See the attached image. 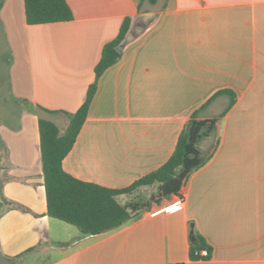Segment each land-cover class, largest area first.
I'll list each match as a JSON object with an SVG mask.
<instances>
[{"label": "crops", "instance_id": "0c3cea01", "mask_svg": "<svg viewBox=\"0 0 264 264\" xmlns=\"http://www.w3.org/2000/svg\"><path fill=\"white\" fill-rule=\"evenodd\" d=\"M65 1L72 20L28 25L23 0H0L14 104L0 121L1 253L15 264H264V0ZM125 18L120 58L100 76L63 170L123 189L167 161L194 112L217 126L180 209L152 215L177 196L151 200L157 186L141 187L117 197L140 205L129 221L83 236L46 214L38 121L64 133ZM220 91L232 107L223 93L202 108ZM198 236L210 252L192 260Z\"/></svg>", "mask_w": 264, "mask_h": 264}, {"label": "trees", "instance_id": "16d2710c", "mask_svg": "<svg viewBox=\"0 0 264 264\" xmlns=\"http://www.w3.org/2000/svg\"><path fill=\"white\" fill-rule=\"evenodd\" d=\"M25 20L28 25L67 22L73 16L65 0H23ZM130 25L125 18L117 36L102 48L99 62L94 68V81L88 87L85 99L79 109L70 116L63 134L50 121L39 119L38 134L41 170L45 191L46 214L49 218L75 227L83 236H93L114 230L131 219L140 209L135 202L122 205L117 197L132 194L145 186L156 185L151 200L179 195L189 175L205 162L198 148L202 139L212 135L217 119L198 120L194 112L179 134L175 148L159 168L136 180L123 189H109L96 184L75 179L63 170V161L71 151L77 136L87 118L88 110L95 95L100 76L120 58L117 48L123 41ZM231 96L227 109L232 107L234 99L228 91L213 95L203 106L211 103L220 94ZM210 248L198 236L195 245L190 248V259L198 260L195 253Z\"/></svg>", "mask_w": 264, "mask_h": 264}, {"label": "rangeland", "instance_id": "374dc122", "mask_svg": "<svg viewBox=\"0 0 264 264\" xmlns=\"http://www.w3.org/2000/svg\"><path fill=\"white\" fill-rule=\"evenodd\" d=\"M6 55L7 51L0 36V121L9 120L10 116L12 117V110L14 107L9 94V86L6 74ZM60 129L63 131V126H60ZM70 228H73L74 230L76 229L73 226Z\"/></svg>", "mask_w": 264, "mask_h": 264}, {"label": "built area", "instance_id": "2783aa9c", "mask_svg": "<svg viewBox=\"0 0 264 264\" xmlns=\"http://www.w3.org/2000/svg\"><path fill=\"white\" fill-rule=\"evenodd\" d=\"M182 205H183V199L177 198L173 204H171L165 208H162V209L158 210L157 212H154L152 215H155V214L160 213V212L170 213V212H173V211L180 209L182 207ZM195 255L198 257V259H206L208 257V250L201 249V250L197 251L195 253Z\"/></svg>", "mask_w": 264, "mask_h": 264}, {"label": "water", "instance_id": "95a60500", "mask_svg": "<svg viewBox=\"0 0 264 264\" xmlns=\"http://www.w3.org/2000/svg\"><path fill=\"white\" fill-rule=\"evenodd\" d=\"M15 259H7L0 251V264H15Z\"/></svg>", "mask_w": 264, "mask_h": 264}]
</instances>
